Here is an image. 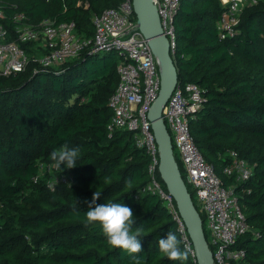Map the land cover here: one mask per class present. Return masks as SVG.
<instances>
[{"label": "trees", "instance_id": "16d2710c", "mask_svg": "<svg viewBox=\"0 0 264 264\" xmlns=\"http://www.w3.org/2000/svg\"><path fill=\"white\" fill-rule=\"evenodd\" d=\"M123 1L0 0V5L33 23L73 21L77 34L90 38L93 16ZM226 7L221 0H181L175 63L180 84L196 83L203 90V104L190 121L195 142L224 185H236L250 227L234 246L245 256L226 264H264V0L244 10L233 36L220 39L217 22ZM120 58L116 51L86 49L59 68L0 75V264H135L126 251L107 244L99 223L85 224L94 192L101 193L98 203L133 209V230L145 232L142 250L134 254L140 264H180L158 251L167 231L182 238L165 201L147 189L150 154L133 131L109 134ZM64 147L79 148L73 168L58 167L50 158ZM229 151L254 166L248 181L223 173ZM44 161L71 183L42 176ZM158 180L168 190L159 173ZM187 184L209 239L205 215ZM185 264L198 263L189 254Z\"/></svg>", "mask_w": 264, "mask_h": 264}, {"label": "built area", "instance_id": "2783aa9c", "mask_svg": "<svg viewBox=\"0 0 264 264\" xmlns=\"http://www.w3.org/2000/svg\"><path fill=\"white\" fill-rule=\"evenodd\" d=\"M157 6L164 33L170 41L172 57L178 51L175 18L181 0H153ZM225 11L217 22L220 39L233 36L246 9V3L258 0H221ZM17 7V6H16ZM16 9V8H15ZM14 10V9H13ZM95 32L90 38L77 34L75 22L56 23L48 18L33 23L20 11L6 12L0 5V75L10 76L33 68H59L77 58L86 49L95 52L116 51L119 83L109 100L113 110L108 125L109 134L117 129H127L136 134L140 147L151 156L147 189L157 193L164 201L178 224L184 247L197 261L196 251L187 226L173 196L158 180L159 148L156 142L149 111L161 89L158 60L148 40L142 34L132 0H124L119 7L106 9L93 16ZM202 88L192 82L180 84L171 95L163 111V118L172 136L174 150L178 151L186 180L193 188L195 198L205 215V228L215 264H226L245 256L244 249L234 246L241 235L250 229L238 197L236 185H224L214 166L208 163L191 133L190 121L202 106ZM231 162L223 173L237 182L248 181L254 166L237 151H229ZM60 181L71 183L67 175ZM245 191V190H244ZM175 202V203H174Z\"/></svg>", "mask_w": 264, "mask_h": 264}, {"label": "water", "instance_id": "95a60500", "mask_svg": "<svg viewBox=\"0 0 264 264\" xmlns=\"http://www.w3.org/2000/svg\"><path fill=\"white\" fill-rule=\"evenodd\" d=\"M132 2L138 26L158 60L161 75V89L148 114L159 148V172L187 226L196 251L197 263L215 264L214 253L205 234L204 220L182 175L172 136L163 118L164 108L179 83L177 66L170 50V41L164 33L161 18L153 0H132Z\"/></svg>", "mask_w": 264, "mask_h": 264}, {"label": "clouds", "instance_id": "9594fccd", "mask_svg": "<svg viewBox=\"0 0 264 264\" xmlns=\"http://www.w3.org/2000/svg\"><path fill=\"white\" fill-rule=\"evenodd\" d=\"M50 158L58 167L73 168L80 159L79 148L64 147L50 153ZM100 192H94L90 203L93 205L85 213V224L99 223L101 232L110 247L120 248L132 256L135 264H140V257L134 254L142 250L141 240L145 236L142 228L133 230V209L125 203L100 202ZM182 241L173 231H167L166 235L158 239V251L172 261L185 264L190 249L181 247Z\"/></svg>", "mask_w": 264, "mask_h": 264}, {"label": "rangeland", "instance_id": "374dc122", "mask_svg": "<svg viewBox=\"0 0 264 264\" xmlns=\"http://www.w3.org/2000/svg\"><path fill=\"white\" fill-rule=\"evenodd\" d=\"M258 1H260V0H258ZM246 4H247V5H246L245 8H247V7L250 6V3H249V2L246 3ZM175 152H176L177 157H179V154H178V151H177L176 148H175ZM54 167H56L55 164H52V163L48 164V163L45 162V161L42 162V164H41V175H42V176H45V177H49V178H50V181H52V182L57 181V180L59 179V175H56V174L53 172V168H54ZM195 200H196V203L198 204L197 199H195Z\"/></svg>", "mask_w": 264, "mask_h": 264}]
</instances>
